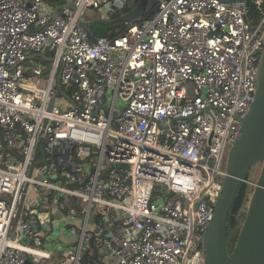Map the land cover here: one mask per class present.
Returning a JSON list of instances; mask_svg holds the SVG:
<instances>
[{"label":"built area","instance_id":"1","mask_svg":"<svg viewBox=\"0 0 264 264\" xmlns=\"http://www.w3.org/2000/svg\"><path fill=\"white\" fill-rule=\"evenodd\" d=\"M134 1L0 0V264H204L264 0H158L88 38L87 10L112 19Z\"/></svg>","mask_w":264,"mask_h":264},{"label":"water","instance_id":"2","mask_svg":"<svg viewBox=\"0 0 264 264\" xmlns=\"http://www.w3.org/2000/svg\"><path fill=\"white\" fill-rule=\"evenodd\" d=\"M66 6L75 8V0H67ZM158 8V0H138L130 10L112 19H87L82 16L80 24L88 38L97 43L99 37L92 30L93 25L126 22L133 26ZM57 11L58 7L54 14ZM53 102L54 99L51 100L50 109ZM241 121L240 133L228 150L227 175L215 204L214 215L202 239L204 264H264V50L259 62L255 99ZM161 127L166 125L161 124ZM253 170L255 172L253 176L251 173L250 180L255 183L253 186L249 184L243 206L245 218L234 250L230 252L227 233L229 213L241 183Z\"/></svg>","mask_w":264,"mask_h":264},{"label":"trees","instance_id":"3","mask_svg":"<svg viewBox=\"0 0 264 264\" xmlns=\"http://www.w3.org/2000/svg\"><path fill=\"white\" fill-rule=\"evenodd\" d=\"M136 2L130 5H127L125 9L122 10V12L130 10L136 4ZM122 12L118 13L117 16L121 14ZM121 23H124L123 27H120L122 25ZM127 25L128 23L126 22H117L114 24L99 23V24L93 25L92 30L94 31L96 36L101 38L105 36H114L116 34L117 28L125 30ZM249 179H251V171L248 172L246 175V180H249ZM248 188H249V184L247 181H244L241 183L239 190L237 192V195L235 197V200L233 202L232 208L229 213L227 233H228V239H229L230 252L234 250L235 244L239 238L242 223L245 218L246 211L243 210V206H244V203L247 197ZM88 257H90V253L87 254V258ZM87 258H85L83 263H86Z\"/></svg>","mask_w":264,"mask_h":264},{"label":"rangeland","instance_id":"4","mask_svg":"<svg viewBox=\"0 0 264 264\" xmlns=\"http://www.w3.org/2000/svg\"><path fill=\"white\" fill-rule=\"evenodd\" d=\"M64 1H65V0H57V2H58L59 4L63 3ZM91 15H98V14H97V12H95L94 10H87L86 13H85V16L88 18V17H90ZM121 24H122V25H121L120 27H123V24H124V23H121ZM35 61H36V59H35ZM33 63H34V62H31L30 60H28V64H29V65H31V64H33ZM50 63H51V61H48V66H50ZM254 172H255V170H253V172H252V176L254 175ZM256 177H257V176H256ZM73 220H74V219H72V218H68V221H69V222H71V221H73ZM59 225H60V224H59V220L56 219V221H55V226H56V227H59ZM92 227H94L93 223H92ZM61 238H62V240H63L64 242H66V243L75 240L73 236H70V235L66 236V235H64L63 232H61ZM56 258H57V261H58V260H61V259H64V258H63L62 256H60V255H57Z\"/></svg>","mask_w":264,"mask_h":264},{"label":"crops","instance_id":"5","mask_svg":"<svg viewBox=\"0 0 264 264\" xmlns=\"http://www.w3.org/2000/svg\"><path fill=\"white\" fill-rule=\"evenodd\" d=\"M49 3L54 4V3H58V2H57V0H52V1L49 0ZM94 18H98V16H96V15H91V16L88 17L87 19H94ZM70 202H72V204H73L74 201H70ZM65 208H66V207H65ZM66 209H67V208H66ZM63 213H64V212H63L62 209H60V210L57 209V210L54 211V215H53V216H54L55 219H58V218L61 217V215H63ZM61 232L64 233V230H62ZM61 232H60V239H61V241H62L64 244H68L69 242L66 243V242H64V241L62 240V238H61ZM64 235H66V234L64 233ZM66 236H68V235H66ZM70 236H71V235H70ZM73 237H74V236H73ZM55 259L57 260L56 257H55Z\"/></svg>","mask_w":264,"mask_h":264},{"label":"flooded vegetation","instance_id":"6","mask_svg":"<svg viewBox=\"0 0 264 264\" xmlns=\"http://www.w3.org/2000/svg\"><path fill=\"white\" fill-rule=\"evenodd\" d=\"M132 3H135V1H134V2H130L128 5H130V4H132ZM252 172H253V171H252ZM252 172H251V173H252Z\"/></svg>","mask_w":264,"mask_h":264}]
</instances>
